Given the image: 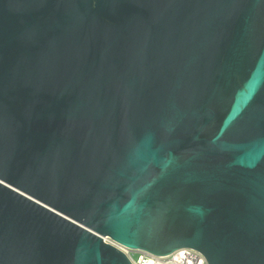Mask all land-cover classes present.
<instances>
[{"label":"water","instance_id":"water-1","mask_svg":"<svg viewBox=\"0 0 264 264\" xmlns=\"http://www.w3.org/2000/svg\"><path fill=\"white\" fill-rule=\"evenodd\" d=\"M106 237L264 264V0H0V264Z\"/></svg>","mask_w":264,"mask_h":264},{"label":"built area","instance_id":"built-area-1","mask_svg":"<svg viewBox=\"0 0 264 264\" xmlns=\"http://www.w3.org/2000/svg\"><path fill=\"white\" fill-rule=\"evenodd\" d=\"M104 241L122 251L132 264H208L201 253L189 248L180 249L169 256L159 257L142 251H132L108 237L104 238Z\"/></svg>","mask_w":264,"mask_h":264}]
</instances>
